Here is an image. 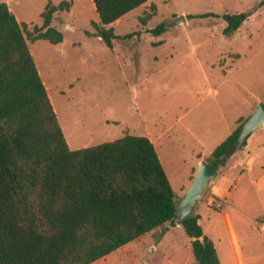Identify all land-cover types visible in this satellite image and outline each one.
Returning a JSON list of instances; mask_svg holds the SVG:
<instances>
[{
    "label": "rangeland",
    "instance_id": "1",
    "mask_svg": "<svg viewBox=\"0 0 264 264\" xmlns=\"http://www.w3.org/2000/svg\"><path fill=\"white\" fill-rule=\"evenodd\" d=\"M0 1L31 30L41 24L47 2L62 0ZM64 1L68 7L54 11L50 21L62 40L26 42L68 147L149 132L173 196L180 197L198 161L208 160L238 118L264 99V0H147L110 24L118 35L139 30V37L114 39L110 48L94 35L91 0ZM240 11L251 14L227 35L219 17H186ZM146 13L150 17L142 24L138 17ZM179 15L184 21L170 24ZM158 23L165 24L159 35L144 31ZM245 142L254 161L244 166L245 145L226 157L193 213L219 253L231 250L229 220L244 264H264V124ZM165 227L162 236L160 227L152 229L95 264L139 263L136 258L146 250H162L154 255L158 262L168 257L169 264H182L192 238L176 221Z\"/></svg>",
    "mask_w": 264,
    "mask_h": 264
},
{
    "label": "trees",
    "instance_id": "2",
    "mask_svg": "<svg viewBox=\"0 0 264 264\" xmlns=\"http://www.w3.org/2000/svg\"><path fill=\"white\" fill-rule=\"evenodd\" d=\"M146 1L91 0L97 15L94 35L109 48L114 39L139 37V30L118 35L110 24ZM67 7L64 0L47 2L41 24L25 30L0 1V264H88L152 229L160 227V237L165 223L176 221L173 191L146 136L123 134L68 147L26 42H60L62 33L50 21L54 11ZM250 14L186 17H219L224 21L221 32L227 35ZM149 17L146 13L138 19L145 24ZM164 30V23L144 28L153 35ZM244 119L238 118L210 151L206 161L216 170L225 163L223 154ZM198 219L193 213L176 223L192 238L196 264H219Z\"/></svg>",
    "mask_w": 264,
    "mask_h": 264
},
{
    "label": "water",
    "instance_id": "3",
    "mask_svg": "<svg viewBox=\"0 0 264 264\" xmlns=\"http://www.w3.org/2000/svg\"><path fill=\"white\" fill-rule=\"evenodd\" d=\"M260 1L261 0H257L256 4ZM181 21H184L183 15L175 17L170 24H177ZM262 124H264V103L259 101L255 104L250 114L241 122L232 146L223 154V156L228 157L231 153L239 149L247 136ZM216 174L217 170L207 161L203 159L198 161L195 172L183 194L178 198L173 197L176 221H180L193 214V209L198 198L206 185ZM199 239H201V236H199Z\"/></svg>",
    "mask_w": 264,
    "mask_h": 264
},
{
    "label": "crops",
    "instance_id": "4",
    "mask_svg": "<svg viewBox=\"0 0 264 264\" xmlns=\"http://www.w3.org/2000/svg\"><path fill=\"white\" fill-rule=\"evenodd\" d=\"M138 7V6H137ZM123 16V15H122ZM120 18V17H119ZM117 18V19H119ZM115 19V20H117ZM114 20V21H115ZM260 127V126H259ZM258 127V128H259ZM257 129V128H256ZM255 129V130H256ZM253 132V131H252ZM63 133V132H62ZM147 136H149V132L147 133ZM123 133L120 135L122 136ZM119 136V137H120ZM144 136V135H143ZM146 136V137H147ZM148 138V137H147ZM149 139V138H148ZM151 142H152V139L150 138L149 139ZM246 141V139H245ZM246 143V142H245ZM244 149H245V154H246V160H245V165L244 166H248L249 164H251L253 161H254V157H255V153H253L251 151V149L249 148L248 144L246 143L245 146H244ZM160 161V160H159ZM161 163V162H160ZM247 170V168L245 167L243 172H245ZM227 225L226 226V231H227V234L229 236V240H230V243H231V250H220L221 252L219 253V250H217V247H216V244H215V240L212 239L208 234L207 232L202 229V233L204 235H206L207 237H209L212 242H213V246L215 248V252H216V255H217V258H218V262L219 264H244V261H243V257H242V253H241V250H236L233 243H232V238H231V234L233 233L234 235V231H233V228L229 222V220L226 221ZM200 224V222H199ZM201 226V225H200ZM143 235V234H142ZM141 236V235H140ZM139 236V237H140ZM235 237V235H234ZM138 238V237H137ZM135 238V239H137ZM134 240V239H133ZM235 240H236V237H235ZM132 241V240H131ZM237 242V240H236ZM238 246V245H237ZM115 251V250H113ZM111 251V252H113ZM134 250H124V252L127 254L129 252H132ZM138 252V254H140V251L142 252L143 250H136ZM148 252L147 255H144V254H140L139 255V258H136L137 260H139L140 262L139 263H134V264H169V258L167 257V259L165 261H156V260H153L154 258V255H156L157 253H159L160 255L162 254V250H146ZM111 252L107 253L106 255L100 257V258H105L107 255H109ZM125 253L123 255H125ZM98 258V259H100ZM97 260V259H96ZM96 260L88 263V264H95ZM232 261V262H231ZM133 264V263H132ZM182 264H196L194 258H193V255L191 253L190 250H185V255H184V260H183V263Z\"/></svg>",
    "mask_w": 264,
    "mask_h": 264
}]
</instances>
